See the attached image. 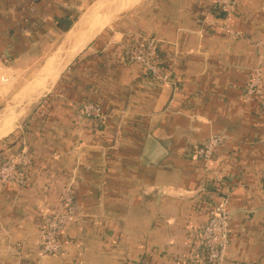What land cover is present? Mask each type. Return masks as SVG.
Masks as SVG:
<instances>
[{
	"label": "crops",
	"instance_id": "crops-1",
	"mask_svg": "<svg viewBox=\"0 0 264 264\" xmlns=\"http://www.w3.org/2000/svg\"><path fill=\"white\" fill-rule=\"evenodd\" d=\"M113 1L0 0V113L22 123L0 161L21 135L31 157L26 185L0 188V264H206L199 230L221 200L223 264H264V0H236L227 18L216 0ZM144 37L160 41L173 85L124 60ZM83 102L103 118L79 116ZM211 135L222 142L197 159ZM65 183L61 252L40 257Z\"/></svg>",
	"mask_w": 264,
	"mask_h": 264
},
{
	"label": "built area",
	"instance_id": "built-area-1",
	"mask_svg": "<svg viewBox=\"0 0 264 264\" xmlns=\"http://www.w3.org/2000/svg\"><path fill=\"white\" fill-rule=\"evenodd\" d=\"M215 6L223 18L235 13L236 0H216ZM160 41L153 37H144L142 42L124 45V60L134 65L136 70L143 75L145 83L173 85L168 59L160 52ZM244 88L247 96H252L258 91L259 71ZM79 116L100 120L103 118L100 107L83 102L79 105ZM222 136L211 135L200 146L194 149V156L207 161L221 142ZM31 157L26 150L10 155L0 161V188L5 186H25L27 183V167ZM225 200L213 203L208 210L207 221L199 230V235L205 250L206 264H223L229 243V212L225 208ZM74 208L71 183H65L59 190V206L51 211L43 220L40 228L42 239L39 255L57 256L61 252L58 232L71 218Z\"/></svg>",
	"mask_w": 264,
	"mask_h": 264
},
{
	"label": "bare ground",
	"instance_id": "bare-ground-1",
	"mask_svg": "<svg viewBox=\"0 0 264 264\" xmlns=\"http://www.w3.org/2000/svg\"><path fill=\"white\" fill-rule=\"evenodd\" d=\"M113 1V0H112ZM117 0H114L112 3H115ZM139 1H141V0H126L125 1V3H124V9H126V8H130V7H132L135 3H137V2H139ZM112 3H111V5H112ZM122 3L123 2H121V4L119 5V1H118V10L120 9V7H121V5H122ZM104 6H103V9H104V7L106 6V4H103ZM102 7V5H99V7L95 10V12H94V15L96 16L97 14H98V12H99V9ZM102 9V10H103ZM101 11V10H100ZM128 11V10H127ZM96 29H98V28H95L92 32H91V34L93 33V32H95V30ZM76 52V51H75ZM75 52H73V53H75ZM50 70H51V67H50V62H49V64H47L46 65V67H44V69H43V72L45 73V75L46 74H48L49 72H50ZM43 73V74H44ZM40 74V73H39ZM46 77H47V75H46ZM46 79V78H45ZM41 80V79H40ZM24 113V112H23ZM15 114V113H14ZM15 119H17L16 118V116L15 115H13V116H11V117H7V118H2V119H0V138H2V137H4L5 135H6V133H8L10 130H11V128L13 127V125H14V122H15Z\"/></svg>",
	"mask_w": 264,
	"mask_h": 264
},
{
	"label": "rangeland",
	"instance_id": "rangeland-1",
	"mask_svg": "<svg viewBox=\"0 0 264 264\" xmlns=\"http://www.w3.org/2000/svg\"><path fill=\"white\" fill-rule=\"evenodd\" d=\"M113 6V5H112ZM110 7H107L106 9H104V10H107V9H109ZM109 12H110V10H109ZM23 115V114H22ZM20 120H21V118L20 119H16V121L14 122V125H13V127L11 128V130L8 132V133H6V135L8 136L9 134H12V133H14L15 131H18V130H20V129H22V123L20 122ZM22 136V135H21ZM21 136H18V138H21ZM17 138V140H16V143H15V145H14V148L11 150L12 152H13V155H15V154H18L20 151H21V144L19 143L21 140L20 139H18ZM1 139V138H0ZM19 141V142H18Z\"/></svg>",
	"mask_w": 264,
	"mask_h": 264
},
{
	"label": "water",
	"instance_id": "water-1",
	"mask_svg": "<svg viewBox=\"0 0 264 264\" xmlns=\"http://www.w3.org/2000/svg\"><path fill=\"white\" fill-rule=\"evenodd\" d=\"M121 1L122 0H119V5L121 4ZM113 14H115V13H113ZM61 69H62V66H61V64L59 65V67H58V73L61 71ZM13 111H9V112H2V113H0V118H3V117H5V116H8V115H10L11 113H12ZM156 150V149H155Z\"/></svg>",
	"mask_w": 264,
	"mask_h": 264
}]
</instances>
